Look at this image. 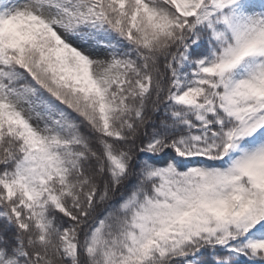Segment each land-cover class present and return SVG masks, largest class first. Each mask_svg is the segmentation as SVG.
<instances>
[{"label":"snow or ice","instance_id":"snow-or-ice-1","mask_svg":"<svg viewBox=\"0 0 264 264\" xmlns=\"http://www.w3.org/2000/svg\"><path fill=\"white\" fill-rule=\"evenodd\" d=\"M0 264H264V0H0Z\"/></svg>","mask_w":264,"mask_h":264}]
</instances>
